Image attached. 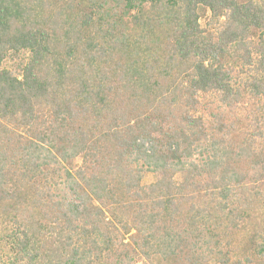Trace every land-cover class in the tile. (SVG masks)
Wrapping results in <instances>:
<instances>
[{
    "label": "trees",
    "instance_id": "trees-1",
    "mask_svg": "<svg viewBox=\"0 0 264 264\" xmlns=\"http://www.w3.org/2000/svg\"><path fill=\"white\" fill-rule=\"evenodd\" d=\"M0 231V264H264V0H0Z\"/></svg>",
    "mask_w": 264,
    "mask_h": 264
},
{
    "label": "rangeland",
    "instance_id": "rangeland-1",
    "mask_svg": "<svg viewBox=\"0 0 264 264\" xmlns=\"http://www.w3.org/2000/svg\"><path fill=\"white\" fill-rule=\"evenodd\" d=\"M204 21V20H203ZM81 160L80 159H77L75 162H74V166L75 167H78L81 165ZM158 180V176L155 175V174H152V173H145L144 175V184L145 185H149V184H152L154 182H156ZM182 180V177H178L177 178V181L178 182H181ZM4 234H2V232L0 231V241L2 240V237H3ZM4 244V243H3ZM2 244V245H3ZM237 260H235L236 262ZM211 264H217V263H211Z\"/></svg>",
    "mask_w": 264,
    "mask_h": 264
}]
</instances>
